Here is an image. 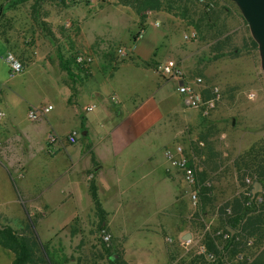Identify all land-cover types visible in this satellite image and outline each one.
<instances>
[{
    "label": "crops",
    "instance_id": "1",
    "mask_svg": "<svg viewBox=\"0 0 264 264\" xmlns=\"http://www.w3.org/2000/svg\"><path fill=\"white\" fill-rule=\"evenodd\" d=\"M47 7L41 2V8ZM57 7L54 21L45 18L48 31L37 58L54 74L59 103L41 108L25 101L27 117L31 109L42 114L34 122L24 117L27 126H23L13 116L11 104L0 101L4 113L0 120V217L10 221L6 227L21 232L29 225L27 219L35 216L37 232L46 243L66 235L78 240L84 228L94 232L92 220L97 216L89 191L93 184L105 212L99 227L111 235L119 260L172 264L186 243L183 235L190 233L192 241L197 214L190 201L191 189L176 167L174 147L183 148L197 174L204 170L186 151L192 141L190 116L200 115L183 104L174 81L164 79L149 65L161 62L114 60L115 55L111 61L110 45L116 38L106 4L82 7L66 2ZM160 23V19L154 21L156 27H164ZM79 57L90 62L77 65ZM68 67L71 75L63 69ZM132 73L139 79L131 81L136 86L130 88L127 79ZM0 96H4L2 89ZM47 107L51 109L45 111ZM71 131L79 132L73 144L65 140ZM51 134L59 141L50 153L47 138ZM214 195L220 203L235 197L233 189L220 199L222 193L216 188ZM156 251L161 253L159 262L151 258Z\"/></svg>",
    "mask_w": 264,
    "mask_h": 264
},
{
    "label": "rangeland",
    "instance_id": "2",
    "mask_svg": "<svg viewBox=\"0 0 264 264\" xmlns=\"http://www.w3.org/2000/svg\"><path fill=\"white\" fill-rule=\"evenodd\" d=\"M41 1L48 7H40L36 10L35 0H0L4 10L1 22L5 31L8 29L5 36L9 40V45H6L0 33V89L4 95L0 96V101L11 104L13 116L19 124L23 122V126H27L26 121H36L26 116L23 107L25 101L41 108L60 101V94L52 82L53 72L42 66L37 57L38 51L44 48L42 46L45 45V34L48 31L45 18L54 21L55 13H59L57 6L61 3L57 0ZM105 1L103 4H106L111 11L112 33L116 38L110 45L111 58L115 55L114 60L125 58L142 63L151 61L164 63L172 59L179 64L188 79L200 78L201 87L204 89L210 87L218 89L220 101L206 119L190 116L192 141L191 145L186 146L187 155L192 160L195 158L196 165L199 164L212 171L213 187L222 193L220 199L229 196L232 189L235 197L247 195L246 188L250 186L246 180L252 181L251 177L247 175L243 180L238 179L232 164L239 155H243L252 147H264V77L257 44L252 39L248 25L235 3L230 0H210L212 7L205 9L198 0H191L185 17L182 16V11L177 15L163 11H149L144 22V32L139 40L134 41L139 29L136 26L138 18L135 11L129 6L118 4L116 0ZM90 3L102 4L99 0H90ZM79 6L86 5L79 4ZM204 10L208 13L205 18ZM159 19L164 27L154 25V21ZM133 20L136 21L134 22L136 25L132 24ZM49 29L54 31V26L50 25ZM191 34L195 35L194 38H185V36L190 37ZM252 41L256 44V48L251 44ZM119 48L125 50V57L118 56ZM8 51L24 66L23 71L16 76L10 75L5 61ZM233 51L232 56L230 54ZM137 73H132L133 76L127 79L130 88L136 86L131 81L139 79ZM161 83L164 84L162 80ZM174 83L176 84L175 81ZM250 94L253 95L252 99L249 98ZM24 117L26 121H22ZM202 133L207 135L209 146L201 141ZM37 139L36 146L41 144L40 136ZM199 142L201 145L198 144ZM206 146L211 147L210 154L207 153ZM261 194L257 197L256 204L261 210L249 214L252 218H262L259 223V235L257 234L256 238L241 240L239 253L244 259L253 257L264 247V202L262 203L264 191ZM222 205L223 203L217 201L214 195V199H211L206 207L203 208L201 204V211L196 209L198 214L196 218L194 217L192 241H186L185 246H180L178 260L172 264H203V260L197 259L200 255L197 252L199 245L203 244L207 236L218 238L215 244L222 256L219 264L237 263L236 257L232 256L230 250L222 251L226 240L223 237L225 234L220 229L219 209ZM27 220L31 231L21 235L30 234L35 239L39 255H43L46 249L50 253L58 252L60 257L66 259L65 264H109L106 249L116 253L111 238L108 243L102 241L97 217L92 220L95 223L94 232L89 233L84 228V232L76 236L78 240H73L74 237L70 239L66 235L64 239L55 237L49 243L43 241L44 237L37 232L38 219L32 216ZM243 223L245 221L237 227L241 237L245 236L242 232ZM8 224L10 221L7 218L0 217V229ZM260 234L263 236L261 240H259ZM151 258L152 260L156 258L155 262H159L161 253L159 251L152 253ZM12 260V253L0 247V264H11ZM212 262L214 257L212 260L207 259L204 264Z\"/></svg>",
    "mask_w": 264,
    "mask_h": 264
},
{
    "label": "trees",
    "instance_id": "3",
    "mask_svg": "<svg viewBox=\"0 0 264 264\" xmlns=\"http://www.w3.org/2000/svg\"><path fill=\"white\" fill-rule=\"evenodd\" d=\"M23 1V0H22ZM26 1V0H25ZM61 2V4L72 3L74 5L79 4H85L90 5V0H57ZM98 1V0H96ZM101 3H105V0H99ZM118 4L123 6H129L132 8L138 18V27L144 28V22L146 19V14L149 11L152 12H168V13H174L177 15L180 11H182V16L185 17L188 10L187 6L188 3L191 2V0H116ZM41 0H35L34 7L39 9L41 6ZM211 4L210 0H206L204 5V8L207 9V5ZM33 7V8H34ZM205 11V10H204ZM181 14V12H180ZM204 18L208 16V13L204 12ZM4 16V10L3 7L0 5V33L3 37V41L6 45H9L8 37L5 36L7 34L8 29L5 31V28H3V23L1 20ZM134 40V39H133ZM251 44L254 48H256V44L252 41ZM230 55H234L231 53ZM77 65H80L79 63L75 62ZM149 65H152L156 67V64L149 63ZM67 71L69 75H71V71L68 68H63ZM209 89H204L202 92V95L204 98H209ZM200 114V113H199ZM200 117L202 119H206L207 117H203L200 114ZM201 141L207 145V135L200 137ZM209 146V145H207ZM205 147L207 149V153L210 154L212 149L211 147ZM191 166V163H190ZM232 169L236 171L238 175V179L243 180V178L247 175L251 177L252 182L258 181L261 183L263 191H264V147L263 146H257L252 147L249 151L244 153L243 155H239L232 164ZM212 171L207 169L206 167L201 173H198L199 177V193L201 198V204L204 207H206L207 203L210 202V200L214 199V191L215 188L213 187L214 183V177L211 175ZM207 183L210 185L208 186ZM89 191L91 195V199L93 202V207L95 211V215L99 219L100 225L105 220V212L103 211L100 202L97 198L96 194V188L93 184L89 186ZM251 191V187L246 188V192L249 193ZM262 195L261 193L256 195L255 197L251 196V193L246 196L244 194L234 197L233 199L227 201L226 203H223L221 209H219L220 214V224H221V231L227 235L226 240L224 241L225 244L223 246L222 251H229L232 253V256H235L237 259L236 264H264V247L253 257L251 258H243L241 256V253H239V248L241 247V240H244L246 238H256L257 234L259 235V223L261 222V217L258 218H252L249 217V214L257 212L261 210L258 207H256L257 204V197ZM264 202V197L262 200V203ZM227 209L230 210V213L227 212ZM203 210V209H202ZM201 211V209H200ZM198 214V213H197ZM245 221L242 225V232H244L245 236H240L237 232V227L242 224V222ZM228 226L232 228L235 232L234 234H231L228 230L225 229V227ZM102 228V227H100ZM103 229V228H102ZM30 227L27 226V228L21 232H14L8 227H4L3 229H0V247L4 248L8 251H10L13 255V260L11 264H65L66 259L60 257L58 255V252L50 253L45 249V253L42 255H39L38 250V244L31 237V235H21L24 233H29ZM20 233V234H18ZM262 235L260 234L259 240L262 239ZM243 238V239H242ZM220 239V238H219ZM218 238H212L210 236L205 237L203 246L205 247V250L208 254H211L214 257V262L209 264H219L221 259V252L217 249V246L215 244V241H217ZM264 245V241H263ZM113 250L106 249V255L109 260V264H127L123 261L116 260L114 262H111L109 257ZM198 260H203L206 262L207 258L205 255H199L197 257Z\"/></svg>",
    "mask_w": 264,
    "mask_h": 264
},
{
    "label": "built area",
    "instance_id": "4",
    "mask_svg": "<svg viewBox=\"0 0 264 264\" xmlns=\"http://www.w3.org/2000/svg\"><path fill=\"white\" fill-rule=\"evenodd\" d=\"M199 3L204 4V0H198ZM212 7V4L207 5V9H210ZM155 25H158L157 23ZM144 30L143 28L138 29V33L134 38V41L139 40L141 35L143 34ZM194 34H191L190 37L185 36L186 39L188 38H194ZM117 54L119 57H125V50L122 48H119L117 50ZM5 61L8 64L9 67V73L11 76H16L20 74L24 66L22 63L12 54L8 53L5 57ZM77 63L83 64V63H89L90 59H84L82 57L77 58ZM156 73L162 76L164 79L175 81L176 82V93L181 97L183 104L191 110H194L198 113H200L203 117H208L210 112H212L217 102L219 101V91L217 88H213L210 92L209 98H204L202 95L203 88L202 80L200 78H196L194 80L188 79L183 72L181 67L178 65V63L174 60H167L164 63H160L156 65L155 67ZM249 98L252 99L253 95L250 94ZM51 107H47L45 111L50 110ZM44 111V110H43ZM42 114V111L39 109H31L28 112V118L30 120H36L38 116ZM4 113L0 110V120L3 119ZM79 137L78 131H71L67 137L66 142L69 144H73L76 142V140ZM59 141V138L51 134L47 138V150L48 152H53L54 146ZM174 152L178 155V159L176 161V167L181 172L187 186L191 189L190 191V201L192 205L200 211L201 209V202H200V193H199V177L192 166H190L189 159L184 154L183 148L180 145H176L174 147ZM166 155L170 156L171 151H166ZM247 184L251 187L252 181L246 180ZM209 186L210 184L207 183ZM251 192L247 193L246 196H248ZM227 212L230 213V210L227 209ZM220 234V233H218ZM100 237L104 243L110 242V235L104 230H100ZM224 238L227 237L225 234L223 236ZM198 254L205 255L207 259L212 260L213 256L211 254H208L205 250V247L203 245H199L198 247Z\"/></svg>",
    "mask_w": 264,
    "mask_h": 264
},
{
    "label": "water",
    "instance_id": "5",
    "mask_svg": "<svg viewBox=\"0 0 264 264\" xmlns=\"http://www.w3.org/2000/svg\"><path fill=\"white\" fill-rule=\"evenodd\" d=\"M239 9L244 21L247 23L250 34L254 42L257 44L260 57V66L264 77V0H230ZM263 188L260 182L254 181L251 186V196L255 197L262 193ZM231 234L234 230L228 226L225 227ZM191 234L183 235V241H190ZM111 262L119 259L118 254H111L109 257Z\"/></svg>",
    "mask_w": 264,
    "mask_h": 264
}]
</instances>
